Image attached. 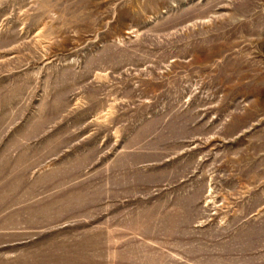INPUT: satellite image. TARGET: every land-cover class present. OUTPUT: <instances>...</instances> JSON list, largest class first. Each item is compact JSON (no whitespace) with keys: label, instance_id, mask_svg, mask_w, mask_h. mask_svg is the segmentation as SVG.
Returning <instances> with one entry per match:
<instances>
[{"label":"rangeland","instance_id":"374dc122","mask_svg":"<svg viewBox=\"0 0 264 264\" xmlns=\"http://www.w3.org/2000/svg\"><path fill=\"white\" fill-rule=\"evenodd\" d=\"M0 264H264V0H0Z\"/></svg>","mask_w":264,"mask_h":264}]
</instances>
